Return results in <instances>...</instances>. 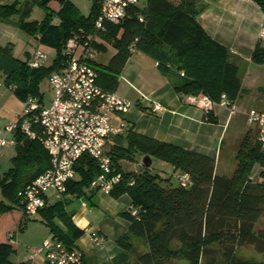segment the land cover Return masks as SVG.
<instances>
[{"label": "trees", "instance_id": "obj_1", "mask_svg": "<svg viewBox=\"0 0 264 264\" xmlns=\"http://www.w3.org/2000/svg\"><path fill=\"white\" fill-rule=\"evenodd\" d=\"M253 1L264 9V0ZM139 3L127 9L120 23L106 22L105 31L97 32L94 21L99 6L95 2L89 14L83 15L70 0L0 1V22L7 23L18 16L16 26L32 35L39 34V41L56 51L50 65L30 69L28 56L26 60L14 56L13 43L0 44V77L4 85L14 89L23 100L30 94L41 96L40 83L61 68L65 43L70 38L78 36L84 40L95 33L100 40L94 41L93 46L99 53L106 51L105 43L114 50L105 63L96 59L92 62L98 72V84L104 89L114 91L128 59L133 51H139L156 63L162 76L172 80L178 95L186 98L204 95L218 102L224 94L234 103L241 90L238 68L229 49L212 39L199 24L200 0L178 3L147 0L143 7ZM33 7L45 11L40 21H27ZM253 59L258 63L264 61V47L255 48ZM15 139L16 154L10 168L0 177V219H7L9 213L19 210L20 226L25 215L18 192L49 168L50 157L39 141L21 133H15ZM108 154L114 173L121 175L110 195L127 194L130 209H136L137 215H131L130 210L126 214L130 226L117 240L121 251L105 264H172L177 259L189 264H264V260L237 254L243 246L264 253V229H256L264 213V150L255 138L252 142L245 135L232 176L215 173L213 156L138 133L129 124L108 141ZM139 155L167 162L173 175L161 176L151 165L146 167L143 163L137 172L123 169L124 161L133 162ZM255 165L262 169L257 180L251 175ZM75 171L76 178L67 183L63 196H87L90 182L100 173L96 161L86 154L76 162ZM182 172L191 178L187 188L176 180V175ZM69 201L64 198L47 205L39 214L48 226L50 238L74 249L83 232L73 222L74 213L66 208ZM10 234H14L12 227L0 230V264H31L12 260L15 247ZM133 237L143 241L144 250H138Z\"/></svg>", "mask_w": 264, "mask_h": 264}, {"label": "built area", "instance_id": "obj_2", "mask_svg": "<svg viewBox=\"0 0 264 264\" xmlns=\"http://www.w3.org/2000/svg\"><path fill=\"white\" fill-rule=\"evenodd\" d=\"M92 2L99 6L94 29L104 32L106 22L120 23L127 9L140 0ZM96 37L97 34L84 40L78 36L70 38L62 50L64 59L61 68L47 77L46 89L50 97L46 98L45 92L41 96H26L17 121L5 125L1 131L0 151L7 145H15V133H21L28 139L39 141L50 157L49 168L18 192L23 214L27 217L37 215L48 205V193L63 195L66 192L67 183L76 178L75 164L85 154L92 157L100 169L99 175L90 182L89 190L110 195L121 180V175L114 173L108 154V141L126 128L127 123L120 116L125 115L132 104L98 84V72L92 64L96 59L93 49ZM258 43L264 47V19L260 23ZM46 61V54L37 47L30 54L27 65L30 69H39L46 65ZM187 100L206 114L214 106L226 109L229 116L237 112L234 103L229 102L224 94L218 102L204 95L188 97ZM163 111L164 107L160 104L152 108L154 113ZM246 121L256 129V141L264 150V109L248 110ZM176 180L184 188L191 184L190 175L186 172L178 173ZM130 213L136 216L137 210L131 208ZM91 238L97 245L102 241L95 232L91 233ZM36 254L41 255L48 264H83L81 251L67 249L61 242L51 238L37 248Z\"/></svg>", "mask_w": 264, "mask_h": 264}, {"label": "crops", "instance_id": "obj_3", "mask_svg": "<svg viewBox=\"0 0 264 264\" xmlns=\"http://www.w3.org/2000/svg\"><path fill=\"white\" fill-rule=\"evenodd\" d=\"M179 1L181 0H177L176 3ZM200 4L202 10L197 17L199 24L212 39L229 49L231 60L238 68L241 90L234 102L237 112L229 116L226 109L214 106L207 116L200 107L189 103L186 97L178 95L173 89L172 80L162 76L156 63L142 53L152 61L153 70L159 74V77H156L157 86L149 87L148 90L154 105H162L164 111L159 113L158 120L149 127L139 126L138 119L144 116L142 113L129 110L125 114V119L126 123L133 126L138 133L213 156L205 152L209 149V138L213 133H219L220 138L226 126H229L233 120L240 122L239 119H244L246 126H250L246 121L247 111L264 109V61L258 63L253 59L255 48L260 46L258 31L264 19V9H261L253 0H200ZM29 56L30 54L28 58ZM129 59L126 64H130V69L126 77L130 83L135 82L143 87L146 59L144 57ZM9 90L14 93L13 89L9 88ZM43 93L44 91L40 92L41 95ZM137 95L135 100L139 104L143 100L139 94ZM209 118L214 122H211ZM218 127L219 132L214 129ZM254 131L256 139L255 128ZM242 133L248 134L250 138L253 134L251 128L243 130ZM85 197L89 202L82 201L81 205L73 211V222L83 232L75 242V249L81 251L86 264H105L112 261L121 251L117 240L129 229L130 221L126 214L130 210L131 199L127 194L112 197L88 188ZM61 199L63 198L52 202L47 200V202L48 205H52ZM93 232L97 233L102 240L98 245L92 241L91 233ZM41 260L42 264H46L44 258Z\"/></svg>", "mask_w": 264, "mask_h": 264}, {"label": "rangeland", "instance_id": "obj_4", "mask_svg": "<svg viewBox=\"0 0 264 264\" xmlns=\"http://www.w3.org/2000/svg\"><path fill=\"white\" fill-rule=\"evenodd\" d=\"M1 2H6L7 0H0ZM11 1V0H8ZM83 15H88L92 6V0H70ZM176 2L177 0H172ZM147 0H140L139 6L143 7L146 4ZM45 15V11L39 7H33L30 17L27 21H40ZM18 16L11 17L7 23L0 22V44L6 45L7 43L14 44L13 54L16 58L20 60H26L29 54H32L34 50L38 47L42 50L46 56L47 61L46 65H50L53 62V59L56 56V51L54 48L49 46L46 43H41L39 41V34L32 35L23 29L16 26ZM57 20H54L56 23ZM76 35V34H75ZM93 36L95 33L92 34ZM97 36L95 42H99L100 39ZM106 44L105 52H98L97 49L93 46V49L96 52V60L102 63H105L108 58L114 53V50L110 44ZM79 52L77 53V57ZM142 58L146 59L145 69L143 75L144 86L140 87L139 84L130 83L126 75L129 71L130 64H126L122 69L121 73L118 75L117 80L118 84L114 89V92L129 101L132 104L131 112H138L144 115L141 119H138L139 126L149 127L154 121L158 120L159 113L152 112L154 106V100L150 96L148 89L149 87L157 86V78L159 74L157 71L153 70V63L141 52H134L130 56L129 60L133 58ZM150 66V68H149ZM154 71V72H153ZM154 75H153V74ZM159 79V78H158ZM47 77L40 83L39 89L40 92H45V97L49 98L50 94L47 91ZM14 91V89H13ZM39 92V93H40ZM140 95L141 103L138 104V101L135 98ZM12 91L9 90V87H6L3 83V79L0 77V128L1 131L5 125H8L12 122H16L21 110L22 102L16 97ZM126 115L120 116V119L124 120ZM137 120V119H136ZM135 121V119H134ZM233 120L229 126H226L222 136L219 138V133H213L209 138V149L205 152L208 154H213L215 158V173L217 175L232 176L236 168V156L242 145V141L245 137L242 131L245 129H250L253 133L251 140H254V128L251 126H246L244 119ZM246 126V127H245ZM215 131H220V128H214ZM2 136V135H0ZM208 140V139H207ZM16 154L15 145H7L3 147L0 151V177L6 172L11 166V159ZM145 156H137L133 162H123V169L127 171H140L142 168V161ZM151 169L155 173L160 174L161 176L170 177L173 175V168L170 164L165 161L160 160L155 156H151ZM262 169L259 165H255L252 170L253 180L258 179V175ZM67 198L69 203L66 208L69 211L76 210L82 201L89 200L85 197H74L71 195L63 196L56 195L53 193H48V201L52 202L55 199ZM20 211L14 210L9 213L8 220L0 219V230H8L12 227L14 234L12 237V242L15 247V253L12 256V260L15 262L19 261H30L32 264H42L41 255H37V248L42 246V243L50 238V232L48 226L42 221L41 215L38 213L35 216L27 217L24 216L21 220L20 226H18V219ZM17 219V220H16ZM256 229H264V213H262L261 218L256 224ZM133 244L138 248V250H144L143 241L139 238H132ZM237 254L242 258H248L252 260H264V253L256 252L251 246H243L237 250ZM35 261V263H34ZM172 264H189L184 259H177L172 262Z\"/></svg>", "mask_w": 264, "mask_h": 264}, {"label": "water", "instance_id": "obj_5", "mask_svg": "<svg viewBox=\"0 0 264 264\" xmlns=\"http://www.w3.org/2000/svg\"><path fill=\"white\" fill-rule=\"evenodd\" d=\"M142 163H143L146 167H149V166L151 165V159H150V157H149V156H145V157L143 158Z\"/></svg>", "mask_w": 264, "mask_h": 264}]
</instances>
